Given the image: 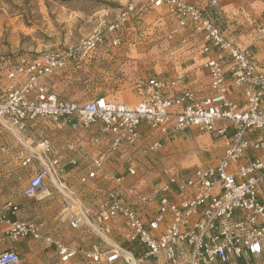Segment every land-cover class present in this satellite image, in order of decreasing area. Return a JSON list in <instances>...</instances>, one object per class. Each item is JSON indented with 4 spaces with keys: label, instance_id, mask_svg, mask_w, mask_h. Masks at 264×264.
<instances>
[{
    "label": "built area",
    "instance_id": "1",
    "mask_svg": "<svg viewBox=\"0 0 264 264\" xmlns=\"http://www.w3.org/2000/svg\"><path fill=\"white\" fill-rule=\"evenodd\" d=\"M195 1L130 0L112 20L100 23L79 43L46 51L38 57L21 55L8 70L10 82L0 94V127L18 143L17 156L29 174L22 194L42 197L48 192L46 179H49L62 193L70 226L75 229L86 226L106 246L94 243L88 248L72 247L47 233L42 220L13 219L12 215L19 210L13 200H8L5 211L0 212V225L6 226L5 235L9 239L31 237L54 246L62 264L71 263L79 255L91 264H143L147 258L159 255L164 256L167 264H230L236 259L256 261L264 257V156L244 159L249 148L264 152V137L254 142L247 138L250 130L264 131V71L249 48L231 41L198 5L208 2L218 7L227 0ZM160 6L177 15L181 27L202 33L205 52L215 50L214 56L204 63L209 71L211 95L198 99L187 89L177 96H167L166 88L176 86L183 76L169 82L149 78L138 87V94L145 99L136 105L111 101L105 96L77 102L59 98L46 88L47 78L70 62H84L92 50L113 38L127 22ZM255 40L264 41V19L255 24ZM226 61L232 83L243 92L245 109H240L227 95ZM19 76L25 78L20 85L14 82ZM37 119L52 121L60 131L100 123L95 143L104 147L92 157L93 168L79 177L83 185L109 175L121 186L124 175L107 172L106 162L111 153H129L137 146L143 121L162 134L188 128L216 133L224 139L225 150L214 167L197 168L192 173L166 169L168 179L148 193L137 186L128 188V194L138 205L157 202V211L145 221L133 205L123 200L118 189L102 194L96 212L87 209L74 192L65 191L59 175L63 169L61 158L55 154L53 143L47 138L30 140L26 136L28 123ZM77 146L69 144L68 149L72 151ZM161 147L162 142L156 140L145 147V152H157ZM8 152L0 144V156ZM70 163L78 164L75 159ZM128 172L134 175L137 170L129 166ZM174 187L180 193L178 200L171 197ZM116 218L125 221L130 241L145 246L143 255L136 256L110 242L109 223ZM19 263L15 250L0 251V264Z\"/></svg>",
    "mask_w": 264,
    "mask_h": 264
},
{
    "label": "crops",
    "instance_id": "2",
    "mask_svg": "<svg viewBox=\"0 0 264 264\" xmlns=\"http://www.w3.org/2000/svg\"><path fill=\"white\" fill-rule=\"evenodd\" d=\"M112 1L118 6L114 9L117 10V14L130 0ZM187 1L197 3L195 0ZM198 5L216 21L231 41L239 46L248 47L259 67L264 71V41L255 40V24L258 20L264 19V0H227L218 7L208 2H198ZM111 10L105 8L99 14L95 26L89 25L77 31L71 23V28L66 34L85 38L100 23L111 19ZM11 16L16 14L11 13ZM69 16L77 17L76 11L72 13L70 11ZM88 16L92 17L90 14ZM76 20L72 21L76 22ZM174 30L176 32L172 33ZM26 33L32 32L28 30ZM52 34L58 35L59 31L52 30ZM42 36L32 35L33 42L30 44L21 47L18 44L12 46L14 50L11 51H18L20 55L17 54L18 57L13 60L8 59L9 62L5 63L7 70L21 55L38 57L49 51L51 46L40 39ZM116 38H119L117 43ZM53 44L55 48L61 47V41ZM204 44L202 33L192 28L181 27L178 16L170 13L165 6L153 7L143 16L127 22L113 38L98 45L84 62H70L58 73L47 78L45 86L62 99L86 102L105 96L111 101L136 105L145 99V96L138 94V87L149 78L155 77L169 82L178 76H183L176 86L169 85L165 94L174 97L190 89L198 99H203L212 94L209 71L204 67V63L215 54L214 49L205 52ZM224 69L227 76L228 97L237 102L240 109H245L243 92L232 83L228 61L224 62ZM24 80V76H19L14 82L20 85ZM9 82L10 80L7 85ZM81 85H85L86 88L80 91ZM81 99L83 101H80ZM99 126L100 123H97L89 128L80 127L75 130L68 128L60 131L52 121L37 119L30 121L26 128V136L30 140L47 138L53 143L55 154L61 158L63 169L59 175L62 188L74 192L87 209L94 212L98 210L102 194L115 188L122 192L123 200L133 205L138 215L147 221L157 211V202L138 205L128 194V188L137 186L148 193L152 187L161 185L168 179V175L164 173L166 169L192 173L197 168L214 167L225 150L224 139L216 133L188 128L181 131L170 130L162 134L148 122L143 121L139 126L137 146L129 153L123 151L111 153L106 162L107 172L124 175L125 179L121 186L109 175H101L90 180L87 185H83L79 182V177L93 168L92 157L104 147L102 143H95L100 135ZM262 137L264 131L261 130H250L247 135L251 142ZM156 140L162 142L161 149L146 153L145 147ZM73 143L78 146L71 151L68 145ZM0 144L5 145L9 150L8 153L0 156V212L5 211L4 206L8 200H13L19 206V210L12 215L13 219L42 220L46 224L47 233L72 247L88 248L94 243L106 246L86 226L76 229L70 226V216L66 212L62 193L49 179H46L48 192L42 197H25L22 189L28 181L29 174L17 156L18 143L1 127ZM263 156L264 152L249 148L244 159L248 161ZM72 159L78 164H71ZM129 166L136 168V174H129ZM171 197L175 200L180 198L177 187H174ZM94 221L96 224L99 222L97 219ZM109 225L112 229L109 236L111 243L121 245L136 256L145 253L144 245L128 239V229L122 218L112 220ZM5 229V225H0V251L15 250L20 257L19 264H62L54 246H46L42 241L31 237L13 241L5 235ZM263 258L262 256L255 262ZM243 261L244 259H236L230 264H247ZM69 264H91V262L79 255ZM143 264H167V260L163 255H159L147 258Z\"/></svg>",
    "mask_w": 264,
    "mask_h": 264
},
{
    "label": "rangeland",
    "instance_id": "3",
    "mask_svg": "<svg viewBox=\"0 0 264 264\" xmlns=\"http://www.w3.org/2000/svg\"><path fill=\"white\" fill-rule=\"evenodd\" d=\"M116 7H118L117 4L112 0H0L1 93L6 88L9 80L7 76L8 68L5 63L9 58L13 60L20 55L18 51H11L14 50L12 46L18 44L21 47L22 45L30 44L33 42L32 35L36 37L37 34L43 35L40 39L46 45L51 46L49 50L58 49L53 46V43L60 41L61 47L59 49L77 44L83 37H74L66 34L67 30L71 28V23L76 27L77 31L89 25L95 26L98 22L99 14L105 8L112 9L113 15L110 13V20H112L117 15V10H114ZM70 11L71 13L76 11L77 17H70ZM11 13H15L16 16H11ZM88 14L92 17L90 18ZM89 18L90 21H88ZM74 19H77L76 22L72 21ZM28 30L32 32V35L26 33ZM52 30H58L59 34L53 35ZM81 86L79 88L80 91L86 88L85 85ZM80 101H83V99ZM254 264H264V260Z\"/></svg>",
    "mask_w": 264,
    "mask_h": 264
},
{
    "label": "trees",
    "instance_id": "4",
    "mask_svg": "<svg viewBox=\"0 0 264 264\" xmlns=\"http://www.w3.org/2000/svg\"><path fill=\"white\" fill-rule=\"evenodd\" d=\"M236 262V261H235ZM244 263H250V264H252L253 262H255V261H253V260H244L243 261Z\"/></svg>",
    "mask_w": 264,
    "mask_h": 264
}]
</instances>
